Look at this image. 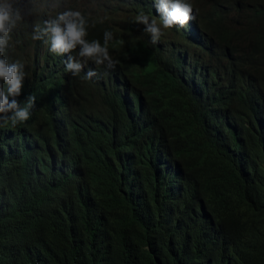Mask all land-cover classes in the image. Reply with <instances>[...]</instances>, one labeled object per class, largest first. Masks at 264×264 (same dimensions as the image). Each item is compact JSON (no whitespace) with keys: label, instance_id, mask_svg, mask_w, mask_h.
<instances>
[{"label":"trees","instance_id":"16d2710c","mask_svg":"<svg viewBox=\"0 0 264 264\" xmlns=\"http://www.w3.org/2000/svg\"><path fill=\"white\" fill-rule=\"evenodd\" d=\"M108 1L63 6H88L91 39L117 32V71L153 103L81 84L72 124L42 94L26 130L0 127V264H264V0H189L213 31L192 87L169 82L143 25L123 18L155 3Z\"/></svg>","mask_w":264,"mask_h":264},{"label":"clouds","instance_id":"9594fccd","mask_svg":"<svg viewBox=\"0 0 264 264\" xmlns=\"http://www.w3.org/2000/svg\"><path fill=\"white\" fill-rule=\"evenodd\" d=\"M132 1H108L105 6ZM153 2L155 15L125 7L136 14L133 22L143 25L141 36L158 52L166 79L177 84L187 81L192 87L203 76L202 47L212 42L213 31L201 22L189 0H149L150 6ZM63 5L64 0H0V127L5 130H26L36 116L42 94L55 97L59 111L72 124L76 96L80 104L87 101L81 84L96 92L105 91L118 103L121 96L139 100L127 78L117 71L118 61L109 50L117 32L105 30L103 40L91 39L95 23L91 24L87 15L88 6ZM212 11L215 16V6ZM27 19L32 46L22 60H16L12 56L14 34ZM126 23L120 22L118 32ZM139 101L141 106L153 103L143 93Z\"/></svg>","mask_w":264,"mask_h":264},{"label":"bare ground","instance_id":"6f19581e","mask_svg":"<svg viewBox=\"0 0 264 264\" xmlns=\"http://www.w3.org/2000/svg\"><path fill=\"white\" fill-rule=\"evenodd\" d=\"M219 1H220V0H219ZM234 1H235V0H234ZM240 1H241V0H240ZM240 1H238V2H240ZM221 2H222V0H221ZM241 2H242V1H241ZM241 2H240V3H241ZM78 3H79V2H78ZM222 3H223V2H222ZM234 3H235V2H234ZM252 3H253V2H252ZM255 4H256V3H255ZM77 5H78V4H77ZM220 5H221V4H220ZM245 5H246V4H245ZM245 5H244V6H245ZM248 6H249V5H248ZM248 6H247V7H248ZM252 6H253V5H252ZM245 7H246V6H245ZM254 7H255V6H254ZM257 7H258V5H257ZM238 8H239V6H238ZM242 8H243V7H242ZM250 8H251V7H250ZM252 8H253V7H252ZM252 8H251V9H252ZM239 9H240V8H239ZM243 9H244V8H243ZM240 10H241V9H240ZM258 10H259V9H258ZM241 11H242V10H241ZM245 11H246V10H245ZM252 11H253V10H252ZM239 12H240V11H239ZM244 13H245V12H244ZM247 13H248V12H247ZM239 14H240V13H239ZM239 14H238V15H239ZM209 15H210V13H209ZM234 16H235V15H234ZM241 16H242V15H241ZM247 17H248V16H247ZM203 18H204V17H203ZM241 18H242V17H241ZM253 19H254V18H253ZM200 20H201V19H200ZM209 20H210V19H209ZM251 20H252V19H251ZM254 20H255V19H254ZM235 21H236V20H235ZM241 21H242V20H241ZM243 21H244V20H243ZM252 21H253V20H252ZM239 23H240V22H239ZM252 23H253V22H252ZM252 23H251V24H252ZM258 23H259V21H258ZM215 24H216V23H215ZM243 24H244V23H243ZM251 24H250V25H251ZM213 26H214V24H213ZM242 27H243V26H242ZM240 28H241V26H240ZM240 34H241V33H240ZM237 35H239V34H237ZM245 36H246V35H245ZM248 36H249V35H248ZM235 39H236V38H235ZM237 39H238V38H237ZM252 40H253V38H252ZM237 43H238V42H237ZM254 47H255V46H254ZM138 52H139V51H138ZM255 52H256V51H255ZM256 54H257V53H256ZM258 54H259V53H258ZM17 56H18V55H17ZM17 56H16V57H17ZM141 56H142V55H141ZM16 57H15V58H16ZM191 89H192V88H191ZM258 90H259V89H258ZM253 91H254V90H253ZM226 92H227V91H226ZM262 92H264V91H262ZM257 93H258V92H257ZM163 95H164V94H163ZM237 95H238V94H237ZM157 96H159V95H157ZM226 96H227V94H226ZM161 98H162V97H161ZM173 98H175V95H174ZM237 98H238V96H237ZM249 98H251V97H249ZM162 99H164V98H162ZM250 100H251V99H250ZM254 101H255V100H254ZM164 102H165V101H164ZM179 102H180V101H179ZM248 102H249V101H248ZM260 102H261V100H260ZM169 103H171V100H170ZM172 103H173V102H172ZM252 103H253V102H252ZM255 103H256V101H255ZM176 104H177V103H176ZM240 104H241V103H240ZM169 105H170V104H169ZM230 105H231V103H230ZM238 105H239V104H238ZM244 105H245V104H244ZM171 106H172V105H171ZM241 106H242V105H241ZM245 106H247V105H245ZM249 106H250V105H249ZM168 107H169V106H168ZM203 107H204V105H203ZM203 107H202V108H203ZM242 107H243V106H242ZM247 107H248V106H247ZM169 108H170V107H169ZM182 108H183V106H182ZM229 108H230V106H229ZM263 108H264V107H263ZM172 109H174V108H171V110H172ZM203 109H204V108H203ZM244 109H245V107H244ZM244 109H240V110L242 111V110H244ZM246 109H248V108H246ZM246 109H245V110H246ZM249 109H250V107H249ZM253 109H254V108H253ZM245 110H244V112H245ZM254 110H255V109H254ZM256 110H257V109H256ZM130 111H131V110H130ZM177 111H179V110H177ZM247 112H248V110H247ZM254 113H255V112H254ZM149 114H150V113H149ZM171 114H172V113H171ZM173 114H174V112H173ZM242 114H243V113H242ZM246 114H247V113H246ZM256 114H257V113H256ZM132 115H133V113H132ZM184 115H185V113H184ZM152 116H153V115H152ZM248 116H249V115H248ZM151 118H152V117H151ZM249 118H250V117H248V119H249ZM187 120H189V119H187ZM252 120H253V119H252ZM259 120H260V119H259ZM155 123H156V122H155ZM57 125H58V124H57ZM92 125H93V127H94V124H92ZM155 125H156V124H155ZM157 125H158V124H157ZM113 127H114V126H113ZM113 129H114V128H113ZM162 131H163V130H162ZM160 133H161V132H160ZM162 134H163V133H162ZM171 138H172V137H171ZM222 138H223V137H222ZM160 139H161V138H160ZM197 139H198V138H196V140H197ZM239 139H240V138H239ZM161 140H162V139H161ZM196 140H195V141H196ZM199 140H200V139H199ZM65 141H66V140H65ZM172 142H173V141H172ZM200 142H202V140H200ZM9 143H11V142H9ZM9 143H8V144H9ZM197 143H198V142H197ZM65 144H66V143H65ZM194 144H195V142H194ZM198 144H199V143H198ZM174 145H175V143H174ZM200 145H201V144H200ZM67 146H68V145H67ZM192 146H193V145H192ZM203 148H204V147H203ZM201 150H202V149H201ZM131 157H132V156H131ZM133 157H134V155H133ZM173 157H174V156H173ZM169 158H170V157H169ZM236 158H238V157H236ZM152 159H153V158H152ZM153 160H154V159H153ZM170 160H171V159H170ZM173 160H174V159H173ZM176 160H177V159H176ZM177 161H178V160H177ZM177 161H176V162H177ZM156 162H157V161H156ZM161 163H162V162H161ZM172 163L175 164L174 161H173ZM59 164H60V163H59ZM130 164H131V162H130ZM153 164H155V163H153ZM164 164H165V163H164ZM131 165H132V164H131ZM176 165H177V164H176ZM181 165H182V164H181ZM164 167H166V166H164ZM178 167H181V166H178ZM182 167H184V166H182ZM185 168H187V167L185 166ZM129 169H130V168H129ZM77 170H79V169H77ZM183 170H184V169H183ZM241 170H242V169H241ZM66 171H67V169H66ZM175 171H176V170H175ZM78 172L80 173V171H78ZM250 172H251V171H250ZM135 173H136V172H135ZM144 174H145V173H144ZM177 174H178V173H177ZM77 176H78V174H77ZM79 176H80V175H79ZM176 176H177V175H176ZM179 176H180V175H179ZM182 176H183V175H182ZM185 176H186V175H185ZM251 176H252V175H251ZM137 177H138V176H137ZM79 178H80V177H79ZM172 178H173V175H172ZM174 178H175V180H176V177H174ZM182 178H183V177H182ZM137 180H138V179H137ZM172 180H173V179H172ZM181 180H182V179H181ZM176 181H177V180H176ZM179 181H180V180H179ZM80 182H81V181H80ZM80 182H79V183H80ZM137 183H138V182H137ZM83 184H84V183H83ZM133 184H134V183H133ZM172 184H173V183H172ZM184 184H185V183H184ZM63 185H64V184H63ZM162 185H163V184H162ZM179 185H180V184H179ZM181 185H182V183H181ZM133 186H135V185H133ZM169 186H170V185H169ZM85 187H86V186H85ZM138 187H139V186H138ZM141 188H142V187H141ZM175 188H176V185H175ZM179 188H180V186H179ZM177 189H178V188H177ZM84 190H85V188H84ZM174 190H175V189H174ZM64 191H65V190H64ZM67 191H68V190H67ZM86 192H87V188H86ZM137 192H138V191H137ZM137 192H136V194H137ZM169 192H170V190L168 191V193H169ZM175 192H176V191H175ZM179 192H180V191H179ZM87 194H88V192H87ZM145 194H146V193H145ZM170 194H171V193H170ZM170 194H169V196H170ZM56 195H57V194H56ZM56 195H54V196H56ZM57 196H58V195H57ZM87 196H88V195H87ZM142 196H143V195H142ZM146 196H147V195H146ZM146 196H145V197H146ZM174 196H175V195H174ZM136 197H137V196H136ZM143 198H144V197H143ZM143 198H142V199H143ZM146 198H147V197H146ZM173 198H174V197H173ZM57 199H58V198H57ZM144 199H145V198H144ZM87 200L89 201V199H87ZM90 200H92V199H90ZM216 200L218 201L219 199H216ZM143 201H144V200H143ZM143 201H142V202H143ZM168 203H169V202H168ZM142 204H143V203H142ZM223 204H224V203H223ZM145 205H146V204H145ZM91 206H92V205H91ZM93 207H94V206H93ZM167 208H168V207H167ZM167 208H166V209H167ZM203 208H204V207H203ZM144 209H146V208H144ZM201 210H202V209H201ZM233 210H234V209H233ZM227 211H228V210H227ZM235 211H236V210H235ZM202 212H203V211H202ZM205 212H206V211H205ZM236 212H237V211H236ZM171 213H172V212H171ZM144 214H145V213H144ZM168 214H169V213H168ZM234 214H235V213H234ZM207 215H208V214H207ZM143 216H144V215H143ZM145 216H146V215H145ZM227 216H228V215H227ZM205 217H206V216H205ZM151 219H152V218H151ZM204 219H205V218H204ZM206 220H207V218H206ZM146 221H147V220H146ZM237 221H238V220H237ZM147 222H148V221H147ZM200 222H201V220H200ZM149 223H150V222H149ZM149 223H148V224H149ZM166 223H167V222H166ZM209 223H210V222H209ZM211 224L213 225L214 222L210 223V226H211ZM204 225H205V222H204ZM206 225H207V224H206ZM152 227H153V226H152ZM152 229H153V228H151V231H152ZM223 234H224V232H223ZM226 236H227V235H226ZM224 237H225V236H224ZM154 239H155V238H154ZM156 243H157V242H156ZM153 244H154V243H153ZM156 247H157V246H156ZM156 253H157V251H156ZM160 254H161V253H160ZM160 256H162V255H160ZM157 257H158V256H157ZM162 257H163V256H162ZM162 257H161V258H162ZM162 259H163V258H162Z\"/></svg>","mask_w":264,"mask_h":264},{"label":"rangeland","instance_id":"374dc122","mask_svg":"<svg viewBox=\"0 0 264 264\" xmlns=\"http://www.w3.org/2000/svg\"><path fill=\"white\" fill-rule=\"evenodd\" d=\"M136 14L134 12H128L127 14H123L124 18H134Z\"/></svg>","mask_w":264,"mask_h":264}]
</instances>
